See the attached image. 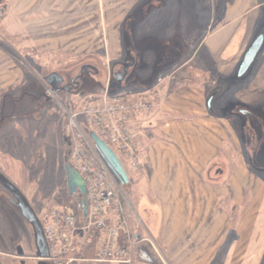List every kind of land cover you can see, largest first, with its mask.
Masks as SVG:
<instances>
[{
    "label": "crops",
    "instance_id": "1",
    "mask_svg": "<svg viewBox=\"0 0 264 264\" xmlns=\"http://www.w3.org/2000/svg\"><path fill=\"white\" fill-rule=\"evenodd\" d=\"M113 5L109 0H0V33L24 40L35 61L27 64L29 79L33 70L65 53L88 51L100 38V24L122 21L112 13ZM210 7L204 35L181 52L180 63L126 91L146 93L156 104L150 113L132 116L141 166L129 175V192L179 264H207L209 240L214 250L225 244L224 264H263L264 182L245 158L234 120L216 107L223 108V90L232 88L228 82L222 87L218 78L234 81L229 75L259 34L264 0H218ZM5 53L0 48V98L21 79V69ZM251 68L235 95L246 106L264 97V43ZM214 89L218 98L211 111L207 99ZM209 171L214 185L208 184ZM219 181L229 185L218 187ZM213 210L211 223L206 222Z\"/></svg>",
    "mask_w": 264,
    "mask_h": 264
},
{
    "label": "rangeland",
    "instance_id": "2",
    "mask_svg": "<svg viewBox=\"0 0 264 264\" xmlns=\"http://www.w3.org/2000/svg\"><path fill=\"white\" fill-rule=\"evenodd\" d=\"M109 1L114 4L112 13L122 17V21L107 22L106 26H104V23L100 24V26H103L100 29L101 31L99 30L101 33H97L100 34V38L97 37L94 40V45L88 51L81 54L75 52L65 53V56L58 57L53 63L46 64L44 69L38 70V73L44 76L52 71H57L63 75L65 83H68L75 75L81 73L84 64H92L97 67L98 71L91 69L81 74L79 86L76 89L58 93L56 96L57 100L49 101L47 104L39 102L40 107L37 109L33 108L31 102H27V108H25L27 110V133L19 134L23 138L24 144L18 148L20 140H15V145L7 143L5 146L8 148L11 145L10 147L15 149L0 151V167L19 186L26 190L29 201L41 214L45 210L59 205L73 206L79 212L77 197L69 194L64 167L66 162H70L69 158L72 154L71 136L67 130L68 116L66 109L70 112L81 109L87 100L103 94L106 88H109V84L112 90H117L119 82L115 73L127 61V50L129 47L132 48V54L136 61L130 70L128 78L124 81V87L121 91L135 90L136 86L145 84L144 82L153 81L160 69H167L171 64V62L167 64L158 63V40H170L172 46L174 40L177 42V48L180 47L182 53L190 50V47L197 44L204 35L211 19L210 5L217 0ZM115 3L120 5L116 7ZM262 17L264 16L262 15ZM113 19L114 17H112ZM96 26L98 27L99 24L97 23ZM258 28L255 34L264 30V18L260 21ZM23 41V39L15 38L8 33H0V48L3 52H6V57L15 61L18 66L17 69H21L19 72L21 73V75L19 74L21 79L19 78V83H17L16 89H13V93L17 95L21 90L29 92L32 86H35L40 93H45V85H43L39 77L36 78L34 76L33 78V73H31L32 75L27 79V64L33 65L35 61H33L34 56H30V53H27V48L23 47ZM81 44L82 41L80 46H83ZM84 46L86 48L88 46L87 43ZM238 70L239 66L233 74L229 75L235 82L223 76L218 78L222 87L223 85L225 86L224 82H228L232 88L223 90L224 96H221V99L223 98L224 106L220 109L216 108L222 115L234 120V124L237 127L236 131L241 140L240 144L245 151V158L247 157L250 165L262 177L264 182V99L249 106V109L254 111L259 120H261L262 125L260 138L258 141H253L252 148H255L254 151L244 144L246 116L235 106L237 102L235 98L236 91L243 86L244 78L249 74L246 73L244 77H240V79L243 78L244 80L239 82L237 81ZM227 93L229 94L225 95ZM216 97L218 98V96H215V99H217ZM10 106L11 104L9 103L7 114L11 109ZM78 122L82 129L86 130L88 124L85 118H79ZM18 125V120L13 121L14 128L17 127L18 129ZM10 129L2 133V138H8L9 134L12 133ZM10 140L11 137L8 138L9 142ZM113 147L118 151L116 145ZM254 154L257 162L251 159ZM121 158L129 175L132 177L128 162L122 155ZM212 175L213 172L209 171V185H214L212 183L214 181L210 179ZM222 182L216 183L217 186L227 185ZM129 189L130 184L119 185L120 199L129 214L131 230L139 236L138 240L142 238L148 239L139 242L138 247H143L153 255V261L148 263L137 260L136 254H134L132 264H179L169 256L167 249L161 245V242H158V239H156L157 232L150 228L149 217L140 213V210L137 209V200L131 196ZM147 199L152 201L150 197ZM242 205H245V203ZM0 207H2L1 204ZM1 209L4 210L5 208L2 207ZM213 215L214 210L208 214L206 222L211 223L210 220ZM240 218H242L241 214L238 216V219ZM30 233L31 237L27 238V264H38L39 259L35 255L36 249L32 228ZM225 248L224 244L223 247L221 246V248L214 250L213 244L209 240L207 264H224ZM250 250L252 253L255 252V248H250ZM94 252L95 243L93 242L86 250V257L92 256ZM18 260L17 257L0 254V264H18Z\"/></svg>",
    "mask_w": 264,
    "mask_h": 264
},
{
    "label": "built area",
    "instance_id": "3",
    "mask_svg": "<svg viewBox=\"0 0 264 264\" xmlns=\"http://www.w3.org/2000/svg\"><path fill=\"white\" fill-rule=\"evenodd\" d=\"M47 94L56 100L55 92L49 87ZM154 106L146 93L127 99L106 89L103 94L87 101L80 111H66L67 130L72 140L71 159L85 179L89 210L84 216L82 210L79 214L73 206L63 205L43 214L50 264H131L134 254L145 262L153 261L150 251L138 247L139 242L148 239L137 240L136 233L131 230L111 170L90 143L78 118L83 116L105 141L118 147L131 168L137 169L141 162L132 116L146 114ZM93 242L95 256H82L84 249Z\"/></svg>",
    "mask_w": 264,
    "mask_h": 264
},
{
    "label": "flooded vegetation",
    "instance_id": "4",
    "mask_svg": "<svg viewBox=\"0 0 264 264\" xmlns=\"http://www.w3.org/2000/svg\"><path fill=\"white\" fill-rule=\"evenodd\" d=\"M260 34L264 35V30L259 32L258 35ZM157 44L159 45L158 63L162 62V63L167 64L171 62L170 65H172L181 58V56H179L177 59L175 58L177 42H175L174 40L172 42L173 46L171 45L170 40H158ZM32 73H33L32 77L33 78L34 76L36 78L39 77L40 81L43 83V85H45V88H46L47 82L45 78L50 73H47L46 75L42 76V75H39L38 69L33 70ZM245 75L246 73L242 76L238 75V78L240 79V77H244ZM242 79L243 78H241V80ZM62 86H64L63 83H62ZM30 89L31 90L29 92L25 90L23 91L21 90L20 93H18L17 95H14L13 90H12L8 94H3L0 98V151H5L8 149H15V148H11L10 144L8 148H6L5 146L7 143H12L15 145L17 140H20V145L18 146V148H20L24 144L23 138H21L19 134L27 133V128H26L27 126L26 111L27 110L25 109L27 108V102H31L32 103L31 105H33V108L37 109L40 107L39 102H43L47 104V102L50 101L49 99L45 97L44 93L42 92L40 93L38 90H36L35 86H32ZM63 91L65 90H61L60 92H57V93H62ZM9 103L11 104L10 106L11 109L9 110V113L7 114L6 111H7V108L9 107ZM235 106L236 108H238V110L241 113H243L246 116L245 118L246 122L244 125L245 133H246L245 144L251 150H254L255 148H252V145L254 143L253 141L254 140L258 141L261 135V129H262L261 120H259L258 116L255 114L254 111H251V109H249V106H246L240 103L239 101L236 102ZM28 116H29V113H28ZM16 120H18V123H19L18 129L17 127L15 128L13 127V121H16ZM7 129H10L12 131V133H10L8 136V138L11 137L10 142L8 141V138H5V137L2 138L1 136L2 133L7 131ZM246 129L248 130V133L246 132ZM251 159L254 162L255 161L257 162V158H255V154L252 155ZM0 173H2L15 186H17L20 192L28 199L26 190L23 187L19 186L17 182H15L13 178L10 177L9 174H7L1 167H0ZM17 203H18V199L16 198V196L4 184L0 182V204L2 205L3 208H5L3 210L1 209L2 207H0L1 209L0 211V250H2L0 251V254L7 255L10 257H17L19 259L17 261L18 264H27V257H28L27 256V238L29 239L31 237L30 232H31L32 227L30 223L27 221V218L22 214L20 208L17 206ZM29 203L34 208V206L32 205L30 201ZM34 210L38 218L40 219L41 212H38L36 208H34ZM29 229H30V232H29ZM27 233H28V237H27ZM33 238H34V234H33ZM12 252H13V255H12ZM35 255H36V251H35Z\"/></svg>",
    "mask_w": 264,
    "mask_h": 264
},
{
    "label": "water",
    "instance_id": "5",
    "mask_svg": "<svg viewBox=\"0 0 264 264\" xmlns=\"http://www.w3.org/2000/svg\"><path fill=\"white\" fill-rule=\"evenodd\" d=\"M264 43V35H258L253 42L250 44L246 50L241 64L239 66L238 75L242 76L248 72L251 66L257 59L258 54L260 53ZM128 60L124 63L121 68L115 73V76L118 79L119 85L121 86L127 77L130 74L132 66L135 64L136 58L132 54V48L129 47L127 50ZM92 69L93 71H98V69L92 64H84L82 66V71L80 74L75 75L72 78L70 83H65V78L59 72L55 71L47 75L46 82L51 85L55 91L60 92L61 90L73 91V89L79 86V78L81 74L87 72V70ZM62 83L64 86H62ZM217 92L214 90L207 99V106L212 111L213 102ZM89 138L99 152V154L106 161L110 167L115 179L121 185L129 184L130 179L120 158L116 152L109 146L99 135L91 131L89 133ZM65 171L67 176V186L70 195H75L78 193V198L84 208V214H87L89 205L87 200V188L83 176L76 170L69 162L65 163ZM0 182L4 184L18 199L17 206L20 208L22 214L27 218V221L30 223L33 234H34V243L36 247V256L40 260L38 264H47L46 258L49 257V246L45 237L43 226L39 220L34 208L29 203L28 199L20 192L17 186L10 182L2 173H0Z\"/></svg>",
    "mask_w": 264,
    "mask_h": 264
},
{
    "label": "trees",
    "instance_id": "6",
    "mask_svg": "<svg viewBox=\"0 0 264 264\" xmlns=\"http://www.w3.org/2000/svg\"><path fill=\"white\" fill-rule=\"evenodd\" d=\"M181 53V51H180V47H178L177 49H176V51H175V58L177 59L178 57H179V54ZM119 89H120V87H119ZM119 89H117V90H119ZM87 248H88V246L84 249V251H83V255L84 256H87L86 255V250H87ZM95 256V252H94V254L92 255V256H89V257H94Z\"/></svg>",
    "mask_w": 264,
    "mask_h": 264
}]
</instances>
